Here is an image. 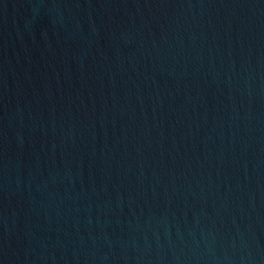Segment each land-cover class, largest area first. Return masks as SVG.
Here are the masks:
<instances>
[{
	"label": "water",
	"instance_id": "obj_1",
	"mask_svg": "<svg viewBox=\"0 0 264 264\" xmlns=\"http://www.w3.org/2000/svg\"><path fill=\"white\" fill-rule=\"evenodd\" d=\"M0 264H264V0H0Z\"/></svg>",
	"mask_w": 264,
	"mask_h": 264
}]
</instances>
